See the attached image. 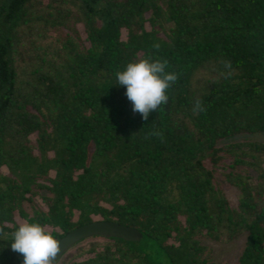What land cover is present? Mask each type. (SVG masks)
<instances>
[{
  "label": "trees",
  "instance_id": "16d2710c",
  "mask_svg": "<svg viewBox=\"0 0 264 264\" xmlns=\"http://www.w3.org/2000/svg\"><path fill=\"white\" fill-rule=\"evenodd\" d=\"M149 54L179 79L145 121L116 73ZM29 217L58 239L135 228L168 264H264V0H0V264ZM58 264L153 263L92 237Z\"/></svg>",
  "mask_w": 264,
  "mask_h": 264
},
{
  "label": "clouds",
  "instance_id": "9594fccd",
  "mask_svg": "<svg viewBox=\"0 0 264 264\" xmlns=\"http://www.w3.org/2000/svg\"><path fill=\"white\" fill-rule=\"evenodd\" d=\"M153 47L159 49L160 45L157 43ZM168 66L167 59L153 58L149 54L129 62L116 73L118 85L126 87L125 95L132 103L133 112L139 113L145 121L151 113L168 104L169 89L179 79V73L168 70ZM204 110L202 102L197 99L193 111ZM149 135L163 137L160 131L150 132ZM4 227L0 226V233L4 232ZM10 248L23 257L22 264H58L61 242L46 225L33 222L29 217L12 233Z\"/></svg>",
  "mask_w": 264,
  "mask_h": 264
},
{
  "label": "water",
  "instance_id": "95a60500",
  "mask_svg": "<svg viewBox=\"0 0 264 264\" xmlns=\"http://www.w3.org/2000/svg\"><path fill=\"white\" fill-rule=\"evenodd\" d=\"M92 237H105V238H121L126 241L140 240L142 234L139 230L132 227L122 225L110 221H92L82 226H79L59 239L61 242V252L57 259L60 258L77 242L92 238Z\"/></svg>",
  "mask_w": 264,
  "mask_h": 264
},
{
  "label": "rangeland",
  "instance_id": "374dc122",
  "mask_svg": "<svg viewBox=\"0 0 264 264\" xmlns=\"http://www.w3.org/2000/svg\"><path fill=\"white\" fill-rule=\"evenodd\" d=\"M140 248V250L152 261L153 264H168V260L165 255L162 253L159 246L156 244L151 238L141 237L140 240L135 241ZM242 240H238L234 242L232 245H221L217 244L215 247V255L216 257L220 256L223 258L234 256V252H238V250L242 247Z\"/></svg>",
  "mask_w": 264,
  "mask_h": 264
}]
</instances>
